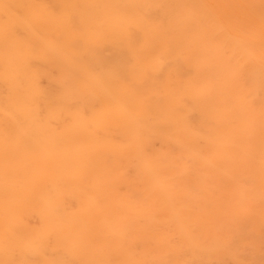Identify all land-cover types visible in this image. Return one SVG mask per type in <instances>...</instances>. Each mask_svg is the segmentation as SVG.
I'll list each match as a JSON object with an SVG mask.
<instances>
[{
  "label": "bare ground",
  "instance_id": "bare-ground-1",
  "mask_svg": "<svg viewBox=\"0 0 264 264\" xmlns=\"http://www.w3.org/2000/svg\"><path fill=\"white\" fill-rule=\"evenodd\" d=\"M0 264H264V0H0Z\"/></svg>",
  "mask_w": 264,
  "mask_h": 264
}]
</instances>
